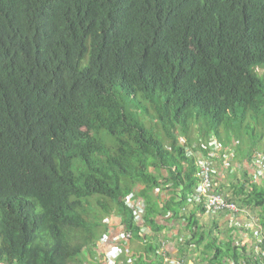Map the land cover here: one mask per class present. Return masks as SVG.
Here are the masks:
<instances>
[{"label": "trees", "instance_id": "1", "mask_svg": "<svg viewBox=\"0 0 264 264\" xmlns=\"http://www.w3.org/2000/svg\"><path fill=\"white\" fill-rule=\"evenodd\" d=\"M262 111L264 0H0V262L79 264L114 210L135 235L155 230L162 184L181 193L165 210L193 232L188 197L209 154L181 137L215 135L219 162L237 155L221 128L253 131ZM219 174L230 218L258 212L264 232V185L229 172L226 194ZM233 226L209 240L207 264H264V239L250 253Z\"/></svg>", "mask_w": 264, "mask_h": 264}, {"label": "crops", "instance_id": "2", "mask_svg": "<svg viewBox=\"0 0 264 264\" xmlns=\"http://www.w3.org/2000/svg\"><path fill=\"white\" fill-rule=\"evenodd\" d=\"M260 154L264 155V152ZM256 159L258 158L256 157ZM260 162V160H254L249 156L238 157L231 150L226 151L223 158L221 157L219 162L216 161L220 172L219 187H222L224 193L230 194L231 180L227 176L229 172L239 176L245 172L252 175L260 170ZM163 174L166 177V171L163 170ZM258 180L261 185H264V176ZM153 193L161 209V212L156 215L159 227L152 230L149 226L150 230L147 234L135 235L132 239L121 242L124 252L123 260L126 261L130 257L135 260L134 262L140 259L144 264H207L204 250L209 240L226 239L227 236L233 234V225H236L238 229L236 244L245 245L250 253L260 251L257 244L264 239V232L260 220L252 219L257 216L258 212L242 210L243 214L233 220L229 215L203 212L201 207L189 204L190 211H195V215L199 219V226L191 232L187 229L186 221L182 218H175L171 212L164 208L171 197L181 195L180 191L162 184L154 188ZM100 220L98 238L95 243L85 248L79 264H93L94 262L105 264V254L112 246L119 245L116 237L127 230L120 211L114 210L107 213ZM105 233H110L108 240H103ZM200 236L205 238V242L201 245L197 242L200 241Z\"/></svg>", "mask_w": 264, "mask_h": 264}, {"label": "built area", "instance_id": "3", "mask_svg": "<svg viewBox=\"0 0 264 264\" xmlns=\"http://www.w3.org/2000/svg\"><path fill=\"white\" fill-rule=\"evenodd\" d=\"M181 143L185 145V150L187 154H193V148H200V150H207L208 157H202L199 159V180L194 188V190L189 194L188 203L196 206L203 207L207 213L215 214H226L235 216V213L239 211L238 206L235 203H231L228 199L217 190V175L219 170L216 166V161L213 157L219 156L222 151V143L216 139L215 135L211 134L205 139H200L198 143H194L192 146L186 143L185 138L181 137ZM201 156V155H200ZM256 160H260L261 168L258 173H255L256 178L264 176V155H257ZM126 205L133 209L135 214V219L137 221H143L145 215V203L142 198H140L135 192L129 194L126 198ZM233 216V217H234ZM139 229V236L147 234L150 228L141 224ZM135 236L132 230H125L123 233L116 237L119 245L116 244L107 251L104 256L105 264H135L133 258H128L126 261L123 260V249L121 242L132 239ZM110 233H105L103 240H108ZM0 264H5L1 263ZM245 264V263H242Z\"/></svg>", "mask_w": 264, "mask_h": 264}, {"label": "rangeland", "instance_id": "4", "mask_svg": "<svg viewBox=\"0 0 264 264\" xmlns=\"http://www.w3.org/2000/svg\"><path fill=\"white\" fill-rule=\"evenodd\" d=\"M260 72L262 73V71ZM208 119L209 118L202 116L201 123L205 125ZM231 123L233 128L229 130H226L224 127L221 128L222 139L228 148H232L237 153L238 157L249 156L254 158L258 153L264 152V136L259 139V137L264 134V111L260 113L259 122L257 120L253 122V126L259 124L253 131L247 130L245 128L246 124L243 130H240L239 127L234 125V122ZM94 199L95 198L92 199V203L95 205L96 199ZM93 264L99 263L94 262Z\"/></svg>", "mask_w": 264, "mask_h": 264}]
</instances>
